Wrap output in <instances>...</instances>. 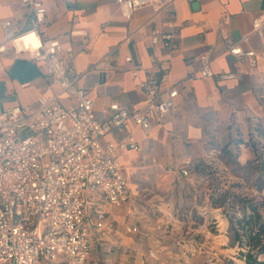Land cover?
Wrapping results in <instances>:
<instances>
[{
	"label": "built area",
	"instance_id": "built-area-1",
	"mask_svg": "<svg viewBox=\"0 0 264 264\" xmlns=\"http://www.w3.org/2000/svg\"><path fill=\"white\" fill-rule=\"evenodd\" d=\"M21 2L26 7L28 26L23 28L13 19L3 20L0 54L12 51L43 62L49 80L39 85L32 103L15 104L0 112V264H87L90 225L104 234L108 223L105 206L120 209L128 201L118 152L127 147L140 149L133 138L102 141L103 137L123 132L128 120L148 134L157 117L176 109L181 81L171 83L166 68L143 69V77L138 80L143 106L129 108L112 102L109 117L100 119L88 90L77 85L73 46L58 37H45L40 29L46 12L43 1ZM115 2L126 19L145 5L155 12L169 13L170 18L150 30V41L169 51L176 50L173 0ZM224 23L222 17L219 25L226 52L255 65L260 53L250 45V37L264 38V10L252 18L250 32L238 39L223 28ZM211 61L209 49L199 54L200 77L214 75ZM95 67L107 74L118 68L105 61ZM140 70L134 66L131 76L136 77ZM218 76L228 78L233 74ZM55 85L59 92L51 93ZM59 93L72 97L74 102L64 106L58 100ZM247 115L257 123L253 113L248 111ZM175 174L185 176L188 169L183 167ZM124 229L127 233L138 231L133 224H125Z\"/></svg>",
	"mask_w": 264,
	"mask_h": 264
},
{
	"label": "crops",
	"instance_id": "crops-1",
	"mask_svg": "<svg viewBox=\"0 0 264 264\" xmlns=\"http://www.w3.org/2000/svg\"><path fill=\"white\" fill-rule=\"evenodd\" d=\"M42 1L46 12L40 29L45 37H58L62 43L73 46L77 85L88 90L98 118L109 117L112 102L129 108L143 106L144 96L138 85L143 69L166 68L171 83L181 81L176 109L157 117L148 134L128 120L123 132L114 131L103 137L102 141L133 138L140 147L118 152L127 181L128 201L120 209L105 206L108 222L105 233L112 227L111 217L117 221L132 202L126 174L130 158L142 155L155 165L166 167L168 173H175L186 167L179 164L197 152L215 130H227L231 125L245 136L252 122L248 111L264 129V38L250 37V45L260 53L256 64L251 66L226 52L219 25L225 17L223 28L234 38H241L250 32L252 18L264 10V0H173L178 42L174 51L151 43L150 30L161 26L170 14L155 12L150 5L136 8L126 19L119 13L115 0ZM6 19L15 20L23 28L28 26L26 7L21 0H0V23ZM205 49L210 50L214 75L202 78L197 69L199 54ZM101 61L117 64L118 68L107 74L95 67ZM134 66L141 68L136 77L130 74ZM220 73L233 76L222 78L218 76ZM190 74L192 78L185 80ZM48 80L43 62L12 51L1 53L0 112L15 104L32 103L38 96L39 85ZM56 92H59L57 85L51 90ZM58 100L64 106L74 102L63 93H59ZM88 220L92 223L91 214ZM125 224L135 225L132 221ZM89 230L92 241L95 232H99L92 224Z\"/></svg>",
	"mask_w": 264,
	"mask_h": 264
},
{
	"label": "rangeland",
	"instance_id": "rangeland-1",
	"mask_svg": "<svg viewBox=\"0 0 264 264\" xmlns=\"http://www.w3.org/2000/svg\"><path fill=\"white\" fill-rule=\"evenodd\" d=\"M249 128L245 136L231 125L215 130L179 164L185 176L142 155L130 158L132 202L117 221L111 217L108 232H95L87 264H243L229 217L251 204L264 214V175L251 161L264 150V129L258 122ZM127 221L136 233L125 231Z\"/></svg>",
	"mask_w": 264,
	"mask_h": 264
},
{
	"label": "trees",
	"instance_id": "trees-1",
	"mask_svg": "<svg viewBox=\"0 0 264 264\" xmlns=\"http://www.w3.org/2000/svg\"><path fill=\"white\" fill-rule=\"evenodd\" d=\"M261 175H264V150L255 152L254 158ZM264 187L261 183L258 188ZM264 205V200L261 201ZM232 237L239 246L238 254L243 264H264V214L255 205H250L249 212H243L240 218L229 217ZM229 264H234L229 262Z\"/></svg>",
	"mask_w": 264,
	"mask_h": 264
}]
</instances>
